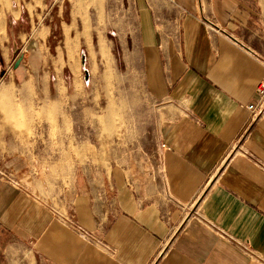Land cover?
I'll return each instance as SVG.
<instances>
[{
	"label": "crops",
	"instance_id": "1",
	"mask_svg": "<svg viewBox=\"0 0 264 264\" xmlns=\"http://www.w3.org/2000/svg\"><path fill=\"white\" fill-rule=\"evenodd\" d=\"M55 1H15L5 25ZM132 3L152 132L49 157L0 143V264H264V0ZM2 110L0 142L26 140Z\"/></svg>",
	"mask_w": 264,
	"mask_h": 264
},
{
	"label": "rangeland",
	"instance_id": "2",
	"mask_svg": "<svg viewBox=\"0 0 264 264\" xmlns=\"http://www.w3.org/2000/svg\"><path fill=\"white\" fill-rule=\"evenodd\" d=\"M15 1L0 0L5 27L0 31V93L5 85L9 88L0 95V106L26 140L1 141L5 148L49 157L55 149L87 148L82 139L90 138L101 149L126 147L137 143L129 136L152 132L153 103L143 87L132 0H58L53 6L45 0L49 5H39L42 19L33 29L31 24L5 25L7 8ZM62 19L70 26L61 28ZM43 24L52 26L46 38ZM44 84L54 102L41 99ZM44 120L47 125L40 124ZM40 133L48 137L33 139ZM58 133L65 140H56ZM73 133L81 140L72 141Z\"/></svg>",
	"mask_w": 264,
	"mask_h": 264
},
{
	"label": "built area",
	"instance_id": "3",
	"mask_svg": "<svg viewBox=\"0 0 264 264\" xmlns=\"http://www.w3.org/2000/svg\"><path fill=\"white\" fill-rule=\"evenodd\" d=\"M258 92L261 94V97L264 99V80L260 81L257 85ZM249 108L255 110L253 105H249Z\"/></svg>",
	"mask_w": 264,
	"mask_h": 264
},
{
	"label": "water",
	"instance_id": "4",
	"mask_svg": "<svg viewBox=\"0 0 264 264\" xmlns=\"http://www.w3.org/2000/svg\"><path fill=\"white\" fill-rule=\"evenodd\" d=\"M22 58H23V55H21L17 60H16V63H15V68H17L19 65H20V63H21V61H22ZM88 74L86 73V76H87Z\"/></svg>",
	"mask_w": 264,
	"mask_h": 264
}]
</instances>
